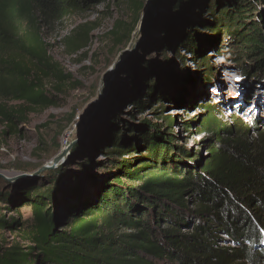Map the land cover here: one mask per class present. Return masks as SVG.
<instances>
[{
  "label": "trees",
  "instance_id": "16d2710c",
  "mask_svg": "<svg viewBox=\"0 0 264 264\" xmlns=\"http://www.w3.org/2000/svg\"><path fill=\"white\" fill-rule=\"evenodd\" d=\"M242 1L223 9L221 22L231 24L236 14L246 19L250 9L242 7ZM131 2L136 10L142 7L140 0ZM80 7V0H0V123L6 126L5 134H17L32 112L56 106L53 90L81 86L49 55L42 33L45 25ZM86 26L72 31L77 45L88 40ZM126 27L121 21L115 25L111 32L115 41L128 40ZM263 29L253 24L231 37L247 54L264 55ZM196 37L191 34L187 45H193ZM258 65L255 70L264 69V63ZM242 68L246 74L252 72L249 65ZM13 101L20 103L10 104ZM206 111L197 126L212 135L206 155L175 154L170 135L147 132L149 154L141 167L129 159L116 162L110 177L92 195L66 205L58 199L56 186L35 185L32 191L37 194L28 193L23 205L31 211L28 217L0 218L1 229L17 231L26 243L0 244V264H256L264 260L259 245L264 232V131L252 138L250 123L235 115L225 121L218 105H208ZM167 120L171 125L172 120ZM120 132L114 131V151L108 156L129 155L137 148L134 142L122 141ZM82 147L80 141L72 151ZM41 188L45 190L38 191ZM226 238L235 249L223 246Z\"/></svg>",
  "mask_w": 264,
  "mask_h": 264
},
{
  "label": "rangeland",
  "instance_id": "374dc122",
  "mask_svg": "<svg viewBox=\"0 0 264 264\" xmlns=\"http://www.w3.org/2000/svg\"><path fill=\"white\" fill-rule=\"evenodd\" d=\"M80 1V9L45 25L42 33L49 55L81 86L69 84L63 92L53 90L58 104L29 114L17 134H5L6 126L0 123V218L6 221L29 216L30 209L23 205L28 193L37 194L32 191L35 185L56 186L58 199L67 205L101 188L116 162L129 159L141 167L149 154L147 132L170 135L175 154L199 156L201 151L206 155L212 135L197 126L208 105H218L227 122L235 115L250 123L252 138L264 131V69L255 70L260 56L247 54L231 37L239 28L246 31L253 24L264 28L262 0L242 1L241 6L250 9L247 18L236 14L231 24L221 22L219 13L240 0H193L185 17L176 12L182 0H160L149 28L140 30L139 21L130 39L122 43L112 36L115 25L119 21L134 25L143 10L137 12L131 0ZM83 24L88 40L77 45L72 31ZM191 34L197 35L192 49L187 45ZM111 61L120 68L101 99L99 86L110 72ZM243 64L252 72L244 73ZM114 131H121L119 138L134 142L137 148L129 150V155L108 156L114 151ZM69 137L70 142L81 137L83 147L71 150L56 165L49 164ZM0 241L26 244L9 227L0 228ZM259 245L264 248V232ZM223 246L236 248L228 238Z\"/></svg>",
  "mask_w": 264,
  "mask_h": 264
},
{
  "label": "water",
  "instance_id": "95a60500",
  "mask_svg": "<svg viewBox=\"0 0 264 264\" xmlns=\"http://www.w3.org/2000/svg\"><path fill=\"white\" fill-rule=\"evenodd\" d=\"M142 1V7L139 8L137 10V12H139V10H143V14L141 15L140 14V17L139 19L136 20V23L133 25H126V30H127V35H128V40L130 39V37L133 35V33L135 32L136 30V24L139 23L140 21V30L141 29H144L143 31H146L150 24H151V21L153 20V18L155 17L156 15V8H157V5L159 4V1L160 0H141ZM194 1L193 0H186L185 2L182 3L183 7L180 8V9H177L176 12L178 13V15L180 17H185V11L190 8V4H192ZM259 56H260V59H258V64H261L264 63V55L258 53ZM129 55V53L127 54ZM125 57V56H124ZM127 57V56H126ZM126 59V58H124ZM124 61V60H123ZM119 64H113V61H111V63L109 64V67L110 68V72L109 70H107V73L105 74V76L103 77L101 83H100V88H101V99L107 95L108 91H109V88H110V84L111 82L113 81L116 73L118 72V69L120 68L118 66ZM109 72V73H108ZM118 74V73H117ZM70 137L67 138V141H66V147H64L62 149V152L59 154H57V156H55L53 158V160L49 163V164H53V165H56L62 158H64L68 153L71 152V150L73 149V147L78 143L80 142L81 140V137L73 140L70 142ZM49 164H46L45 167H50Z\"/></svg>",
  "mask_w": 264,
  "mask_h": 264
},
{
  "label": "bare ground",
  "instance_id": "6f19581e",
  "mask_svg": "<svg viewBox=\"0 0 264 264\" xmlns=\"http://www.w3.org/2000/svg\"><path fill=\"white\" fill-rule=\"evenodd\" d=\"M222 62H224V60H222Z\"/></svg>",
  "mask_w": 264,
  "mask_h": 264
}]
</instances>
